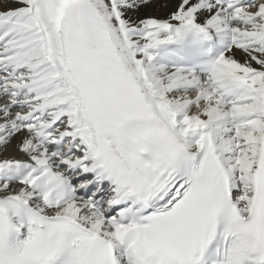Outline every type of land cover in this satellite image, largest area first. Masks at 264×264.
<instances>
[{
	"label": "snow or ice",
	"instance_id": "obj_1",
	"mask_svg": "<svg viewBox=\"0 0 264 264\" xmlns=\"http://www.w3.org/2000/svg\"><path fill=\"white\" fill-rule=\"evenodd\" d=\"M0 264H264V0H0Z\"/></svg>",
	"mask_w": 264,
	"mask_h": 264
}]
</instances>
